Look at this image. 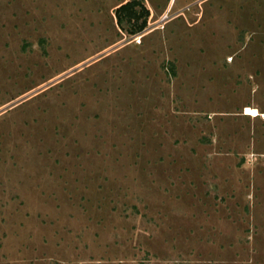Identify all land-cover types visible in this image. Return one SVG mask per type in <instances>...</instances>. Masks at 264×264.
Masks as SVG:
<instances>
[{
	"label": "rangeland",
	"instance_id": "obj_1",
	"mask_svg": "<svg viewBox=\"0 0 264 264\" xmlns=\"http://www.w3.org/2000/svg\"><path fill=\"white\" fill-rule=\"evenodd\" d=\"M128 1L0 0V264H264V0Z\"/></svg>",
	"mask_w": 264,
	"mask_h": 264
},
{
	"label": "trees",
	"instance_id": "obj_2",
	"mask_svg": "<svg viewBox=\"0 0 264 264\" xmlns=\"http://www.w3.org/2000/svg\"><path fill=\"white\" fill-rule=\"evenodd\" d=\"M114 14L118 25H121L124 19L129 23H135L134 29L131 30V33L134 34L145 28L149 10L140 1L130 0L118 6ZM140 19L141 21L138 23Z\"/></svg>",
	"mask_w": 264,
	"mask_h": 264
},
{
	"label": "bare ground",
	"instance_id": "obj_3",
	"mask_svg": "<svg viewBox=\"0 0 264 264\" xmlns=\"http://www.w3.org/2000/svg\"><path fill=\"white\" fill-rule=\"evenodd\" d=\"M253 115H255V114H253Z\"/></svg>",
	"mask_w": 264,
	"mask_h": 264
}]
</instances>
